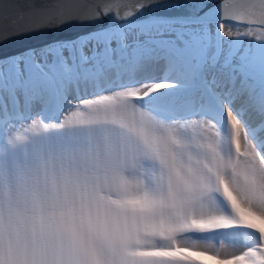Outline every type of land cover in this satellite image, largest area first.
<instances>
[{"label": "snow or ice", "instance_id": "6c2138e0", "mask_svg": "<svg viewBox=\"0 0 264 264\" xmlns=\"http://www.w3.org/2000/svg\"><path fill=\"white\" fill-rule=\"evenodd\" d=\"M209 261L264 264V0H0V264Z\"/></svg>", "mask_w": 264, "mask_h": 264}, {"label": "bare ground", "instance_id": "6f19581e", "mask_svg": "<svg viewBox=\"0 0 264 264\" xmlns=\"http://www.w3.org/2000/svg\"><path fill=\"white\" fill-rule=\"evenodd\" d=\"M233 30L235 31V29H233ZM225 119H226V114H225ZM208 264H212V262H211V261H209V262H208Z\"/></svg>", "mask_w": 264, "mask_h": 264}, {"label": "water", "instance_id": "95a60500", "mask_svg": "<svg viewBox=\"0 0 264 264\" xmlns=\"http://www.w3.org/2000/svg\"><path fill=\"white\" fill-rule=\"evenodd\" d=\"M34 39V41H35V39H38V38H33Z\"/></svg>", "mask_w": 264, "mask_h": 264}]
</instances>
